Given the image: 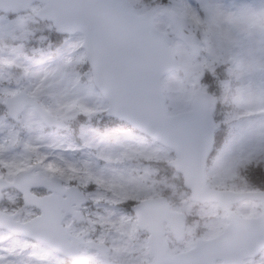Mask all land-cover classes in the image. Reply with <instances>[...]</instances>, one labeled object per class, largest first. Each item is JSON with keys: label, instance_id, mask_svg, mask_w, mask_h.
Instances as JSON below:
<instances>
[{"label": "snow or ice", "instance_id": "1", "mask_svg": "<svg viewBox=\"0 0 264 264\" xmlns=\"http://www.w3.org/2000/svg\"><path fill=\"white\" fill-rule=\"evenodd\" d=\"M0 264H264V0H0Z\"/></svg>", "mask_w": 264, "mask_h": 264}]
</instances>
